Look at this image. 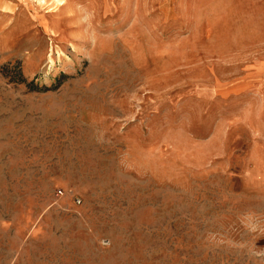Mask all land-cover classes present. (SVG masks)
<instances>
[{
	"label": "rangeland",
	"instance_id": "obj_1",
	"mask_svg": "<svg viewBox=\"0 0 264 264\" xmlns=\"http://www.w3.org/2000/svg\"><path fill=\"white\" fill-rule=\"evenodd\" d=\"M44 1L0 28V264H264L208 164L264 101V0Z\"/></svg>",
	"mask_w": 264,
	"mask_h": 264
},
{
	"label": "crops",
	"instance_id": "obj_2",
	"mask_svg": "<svg viewBox=\"0 0 264 264\" xmlns=\"http://www.w3.org/2000/svg\"><path fill=\"white\" fill-rule=\"evenodd\" d=\"M11 1L0 0V28L16 20L11 18ZM238 108L230 117L232 124L224 130L223 143L210 155L208 164L234 183L239 218L251 224L258 236L259 254L264 257V101L256 100L252 110L242 112Z\"/></svg>",
	"mask_w": 264,
	"mask_h": 264
},
{
	"label": "bare ground",
	"instance_id": "obj_3",
	"mask_svg": "<svg viewBox=\"0 0 264 264\" xmlns=\"http://www.w3.org/2000/svg\"><path fill=\"white\" fill-rule=\"evenodd\" d=\"M43 2H45L44 0H42Z\"/></svg>",
	"mask_w": 264,
	"mask_h": 264
}]
</instances>
